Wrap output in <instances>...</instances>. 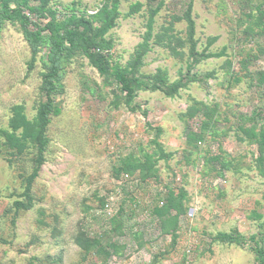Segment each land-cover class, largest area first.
<instances>
[{
	"label": "rangeland",
	"instance_id": "rangeland-1",
	"mask_svg": "<svg viewBox=\"0 0 264 264\" xmlns=\"http://www.w3.org/2000/svg\"><path fill=\"white\" fill-rule=\"evenodd\" d=\"M39 6L0 0V264H257L264 0ZM18 10L44 41L47 26L81 38L65 43L28 194L49 47L32 54Z\"/></svg>",
	"mask_w": 264,
	"mask_h": 264
},
{
	"label": "trees",
	"instance_id": "trees-1",
	"mask_svg": "<svg viewBox=\"0 0 264 264\" xmlns=\"http://www.w3.org/2000/svg\"><path fill=\"white\" fill-rule=\"evenodd\" d=\"M40 6L35 11L36 14L41 15L44 12L45 6L47 5L49 0H39ZM29 13H26L22 10H18L13 12L12 19H18L21 22L23 31L25 33V39L29 45V48L33 55H35L45 44L49 47L48 54V65L46 67V74L43 77L42 86L44 91L45 101L40 105L37 112V121L39 132L36 139V145L38 148L37 157L35 159V167L31 173V175L27 178V189L26 194H28L31 183L33 182L34 177L36 176L42 161H43V152L45 146L47 144V139L45 136L46 128L48 125L49 114L52 108V96L55 93V83L59 82L62 78L61 72V58L62 56L69 50V46L74 44L76 39H81L77 35H65L61 36L57 33V31L50 26H47L45 29L49 33L46 41L39 35L40 28L37 25L32 24L30 22ZM191 23V22H190ZM29 27H32V29ZM193 28V24L191 26ZM191 28V29H192ZM150 33V31H149ZM84 45H87V40H82ZM67 43L69 46L65 45ZM90 61L94 64L99 70L102 69L101 61L96 58L95 55L89 53L88 54ZM122 84L126 87L128 85V80L123 78ZM127 93L131 94L132 90L127 88ZM166 156H163L165 158ZM179 197H175L174 195L167 199L166 208L170 209H180L182 204L181 201L178 200ZM220 239L222 241H234V238L228 237L226 235H221ZM90 242V241H88ZM78 244H81L80 240L77 241ZM257 264H264V249L257 250Z\"/></svg>",
	"mask_w": 264,
	"mask_h": 264
}]
</instances>
